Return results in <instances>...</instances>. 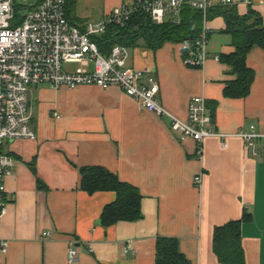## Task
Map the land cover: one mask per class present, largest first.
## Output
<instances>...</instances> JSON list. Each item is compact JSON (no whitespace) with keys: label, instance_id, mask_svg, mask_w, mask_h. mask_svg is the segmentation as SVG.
I'll return each mask as SVG.
<instances>
[{"label":"crops","instance_id":"obj_1","mask_svg":"<svg viewBox=\"0 0 264 264\" xmlns=\"http://www.w3.org/2000/svg\"><path fill=\"white\" fill-rule=\"evenodd\" d=\"M136 1L76 0L69 20L83 29ZM231 4L241 16L253 9L264 26V0ZM206 26L209 57L201 68L186 67L184 45L171 42L157 50L139 42L129 49L127 66L145 71L143 79H155L158 101L179 120L186 119L189 99L202 96L216 131L233 135L253 126L264 135V50L254 47L247 55L254 72L248 96L227 98L224 89L235 75L214 56L230 55L234 47L221 32L222 17ZM28 108L35 138L2 144L13 167L4 181L8 202L0 240L7 242V252L0 264H155L157 238L175 239L190 264H220L213 230L241 219L244 211L250 215L240 229L244 264H264V149L254 157L237 137L227 138L225 147L209 137L197 156L193 141H180L167 119L141 111L116 87L41 85L30 90ZM80 167H102L135 187L142 218L107 229L98 225L115 193L82 191ZM72 244L77 257L69 263Z\"/></svg>","mask_w":264,"mask_h":264},{"label":"built area","instance_id":"obj_2","mask_svg":"<svg viewBox=\"0 0 264 264\" xmlns=\"http://www.w3.org/2000/svg\"><path fill=\"white\" fill-rule=\"evenodd\" d=\"M0 0V219L7 205L5 179L11 175L13 161L2 151L5 141L33 140L28 108L29 93L33 87L46 85L57 90H74L80 86L101 89L116 87L133 99L141 111H147L160 119H167L171 132L180 141L191 140L197 156L202 154V143L209 137L225 140L237 137L252 156L264 149V135L255 127L235 134L216 131L202 96L191 97L187 104L184 121L173 116L158 101V84L143 70L127 66L129 50L115 45L108 56H103L94 37L102 35L109 24L122 27L135 12L147 14L155 24L166 20L178 23L182 7L199 10L204 18L201 31L191 48L186 50L183 64L201 68L209 57V34L205 21L212 3L207 0H138L132 4L115 7L109 15L96 23H88L83 29L72 26L65 17L66 0H38L32 5L28 0ZM251 5L252 0H243ZM220 4L232 0H219ZM20 8L19 17L16 9ZM23 10L25 11L23 13ZM214 60H219L214 56ZM75 65L68 70L65 66ZM199 182V177H196ZM49 233H43L42 237ZM7 252V242L0 240V262ZM77 250L70 245L67 260L73 263Z\"/></svg>","mask_w":264,"mask_h":264},{"label":"trees","instance_id":"obj_3","mask_svg":"<svg viewBox=\"0 0 264 264\" xmlns=\"http://www.w3.org/2000/svg\"><path fill=\"white\" fill-rule=\"evenodd\" d=\"M76 0H66L65 17L74 9ZM16 9V16L19 17ZM222 17L224 29L221 31L231 37L234 52L227 56H220L219 61L231 68L235 79L224 89L227 98H245L250 92L254 80V72L248 68L246 58L250 50L258 47L264 50V26L258 13L249 8L246 15L238 14L236 7L229 4H218L208 9L205 21L214 17ZM204 18L199 10L184 6L179 13L178 23L166 20L162 24H155L143 12L132 13L122 27L109 24L105 32L93 40L103 56H108L113 46L118 45L132 49L142 42L148 49L157 50L165 42L184 45L186 50L191 48L201 31ZM79 28V27H77ZM81 29V28H79ZM210 35V34H209ZM79 188L92 195L96 192H114L115 200L103 207L98 225L107 229L119 222H135L142 218L140 209L141 195L130 184L121 182L116 175L102 167H80ZM39 188H45L37 181ZM250 220V215L243 212L242 218L229 221L217 226L212 234V250L220 264H244V252L241 246V224ZM155 264H190L179 252L177 241L170 238H157L155 245Z\"/></svg>","mask_w":264,"mask_h":264},{"label":"rangeland","instance_id":"obj_4","mask_svg":"<svg viewBox=\"0 0 264 264\" xmlns=\"http://www.w3.org/2000/svg\"><path fill=\"white\" fill-rule=\"evenodd\" d=\"M18 2H22L21 0H17ZM38 0H28V2L26 3V4H28V5H32L33 3H36ZM25 11L23 10V13H24Z\"/></svg>","mask_w":264,"mask_h":264}]
</instances>
